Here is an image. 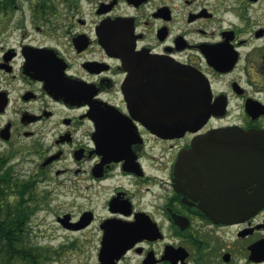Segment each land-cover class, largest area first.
<instances>
[{
  "label": "flooded vegetation",
  "instance_id": "1",
  "mask_svg": "<svg viewBox=\"0 0 264 264\" xmlns=\"http://www.w3.org/2000/svg\"><path fill=\"white\" fill-rule=\"evenodd\" d=\"M16 1L19 22L0 21V155L14 170L33 165L22 169L32 191L12 201L27 208L10 233L1 227L16 244L0 251L38 264H65L69 251L93 264H264V204L234 216L257 185L244 153L198 145L223 128L264 140V0H98L92 12L82 8L92 0ZM115 35L121 50L105 45ZM195 70L211 117L196 132L157 135L161 95L177 121L174 79ZM51 217L80 243L40 228Z\"/></svg>",
  "mask_w": 264,
  "mask_h": 264
},
{
  "label": "water",
  "instance_id": "2",
  "mask_svg": "<svg viewBox=\"0 0 264 264\" xmlns=\"http://www.w3.org/2000/svg\"><path fill=\"white\" fill-rule=\"evenodd\" d=\"M117 22V21H116ZM120 23H118L119 25ZM121 26V25H120ZM119 26V27H120ZM118 27V26H117ZM116 29L117 33L120 32L121 27ZM105 45L108 48H123V37L121 35H115L113 41L110 39H105ZM123 56V54H121ZM178 87V119L174 121L175 118L167 116V107L170 104V96L161 95L162 98V111L163 119L159 124L150 126L154 133L165 138H176L183 136L187 131L196 132L204 126L213 113L212 109V92L209 82L204 78L198 71L195 70L194 74L181 73L178 75L177 80L174 79V83ZM177 92L173 93L176 96ZM159 96V95H158ZM189 100L194 104L193 108L187 109ZM169 114V112H168ZM199 140V146H203V143H214L223 150L222 147L233 145L237 147V151L244 153L242 157V162H244L242 171L250 173L253 175V181L257 184L254 186V191L252 193H247L243 191L242 200L243 207L237 208V217H246L253 214L260 206L264 204V140L262 135L257 131H245L237 128H223L217 129L202 135ZM203 140V143H202ZM230 150V149H228ZM192 150H187L183 152L180 156V161L183 162L181 168L184 169V173H188L186 164H188V158ZM246 153V154H245ZM248 153V154H247ZM246 155V157L244 156ZM249 156V157H248ZM251 163V165H246L245 162ZM178 169V166H177ZM234 212V213H235ZM227 214H232V211H227ZM226 214L223 213L225 218Z\"/></svg>",
  "mask_w": 264,
  "mask_h": 264
},
{
  "label": "trees",
  "instance_id": "3",
  "mask_svg": "<svg viewBox=\"0 0 264 264\" xmlns=\"http://www.w3.org/2000/svg\"><path fill=\"white\" fill-rule=\"evenodd\" d=\"M16 0H0V21L1 18L16 9ZM31 181L21 177L12 167L7 166L6 157L0 155V229L6 228V233L11 232V226L18 221L23 215L17 209L27 208L26 205L13 204L15 200L28 199L26 194L31 192ZM16 244L15 239L8 237L0 238V249L2 247L10 248ZM38 256L18 253L14 254L9 251H0V264H38Z\"/></svg>",
  "mask_w": 264,
  "mask_h": 264
},
{
  "label": "rangeland",
  "instance_id": "4",
  "mask_svg": "<svg viewBox=\"0 0 264 264\" xmlns=\"http://www.w3.org/2000/svg\"><path fill=\"white\" fill-rule=\"evenodd\" d=\"M98 0H92V2H89V3H86L85 1L82 2V8L87 10V11H90L92 12L94 9H95V6H96V2ZM22 4H23V7L19 8V9H27L29 8V0H22ZM22 13L23 11L22 10H14L10 13V16H9V21H7V23H12V24H15L17 22H19V20L21 19L22 17ZM29 23V22H27ZM19 33L14 36V37H11L10 38V42L12 44H16L18 40H20V36H19ZM9 42V43H10ZM2 146L0 144V153L2 152ZM19 162L18 160V157L14 159V164L16 165V163ZM30 167H33V165L31 163H28V162H25L23 165H17L16 166V169L15 171L21 176V177H25L27 176L28 173H26L24 170L22 169H27L30 168ZM64 208L66 209H70V205L69 203L65 204L63 206ZM74 207V206H73ZM72 209H75V210H80L79 207H76V208H72ZM40 215H42V213H40ZM50 217V215H49ZM58 226L53 222V218H49L48 222L47 223H43L40 228H42L45 232H48V234H56V235H60L58 236V240L62 241L64 240L62 237V235L65 236V238H67V244L69 245L70 243L72 244V242H76L77 241L80 243L81 241V234L80 233H76V232H70L69 234L68 233H63V231L59 228H57ZM47 239L46 238H42V241H46ZM57 240V241H58ZM64 261H65V264H93L94 262V257L93 256H79L78 254H75L73 252H70L69 253H66L65 256H64ZM79 258H81V260H79ZM50 261L48 260L47 263H49ZM64 263V262H63Z\"/></svg>",
  "mask_w": 264,
  "mask_h": 264
}]
</instances>
